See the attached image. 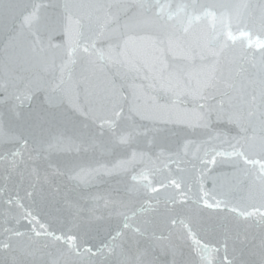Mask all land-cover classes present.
Returning <instances> with one entry per match:
<instances>
[{
  "label": "snow or ice",
  "instance_id": "1",
  "mask_svg": "<svg viewBox=\"0 0 264 264\" xmlns=\"http://www.w3.org/2000/svg\"><path fill=\"white\" fill-rule=\"evenodd\" d=\"M0 35L58 72L0 78V264H264V0H0Z\"/></svg>",
  "mask_w": 264,
  "mask_h": 264
},
{
  "label": "water",
  "instance_id": "2",
  "mask_svg": "<svg viewBox=\"0 0 264 264\" xmlns=\"http://www.w3.org/2000/svg\"><path fill=\"white\" fill-rule=\"evenodd\" d=\"M35 3H47L48 0H34ZM70 3L77 4V5H89V4H94L98 2H104V0H69ZM110 2V0H109ZM178 2V0H177ZM218 2L221 3H228V4H236V3H246V2H255V0H218ZM76 14L79 15H88L90 14L91 10L88 9L87 7L83 8H77L73 10ZM206 23H211V19L209 18ZM234 34L237 36V44L236 48L238 49L240 47V41H243L245 44L247 42L246 37H242L239 35L238 32H234ZM255 39V37H253ZM66 40V36L62 32H58L53 36V43L54 44H62ZM6 38L3 35H0V78H3L6 74H13V75H31L33 73H38L42 75L45 79H51L55 75H58V72H53L51 70H45L41 65L33 63V64H25L21 66L20 63H13V64H8L6 63L7 56L5 53V48H6ZM15 55V53H13ZM57 55H62V52L57 53ZM145 59L151 60L153 53L151 52L150 45L145 44L143 46V51L140 53ZM57 63H59V60H57ZM169 63H173V61L169 60ZM82 63H77L76 65L72 66V75L73 78H77L82 71ZM180 71H184L185 68L183 65L179 67ZM111 75V73H110ZM116 83H124L125 85V94L129 95L130 89H128V84L130 81H121L119 77H116ZM137 84L141 83V81L137 80ZM146 83V82H145ZM139 99L138 103L141 105L150 103L149 97L152 95H155L157 99L161 102L164 103L167 99L166 95L163 92H152L150 90H145L142 93L138 94ZM129 99H131V96L129 95ZM232 134H235V131H233ZM193 139H196V136L192 137ZM122 158L121 154L117 153L115 155L109 154V155H103V154H98L95 156H89L84 158V164L89 167H95V168H111L114 163L118 162V160ZM231 169L229 168H222L218 169V171H230ZM114 183V181L105 176L103 172L100 173L98 177L93 179L91 183L88 185V190L94 193H104L110 185ZM237 198L241 195V193H237ZM33 209L35 212L39 213L40 215H44V212L41 208L33 206ZM228 214L226 212H220L219 216L224 217L227 216ZM228 219L231 220L232 217L228 216ZM26 225V221L23 222ZM26 230V228L22 229Z\"/></svg>",
  "mask_w": 264,
  "mask_h": 264
}]
</instances>
